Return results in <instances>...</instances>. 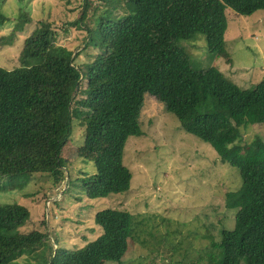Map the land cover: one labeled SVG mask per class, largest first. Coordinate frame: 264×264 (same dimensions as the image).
<instances>
[{
    "label": "trees",
    "instance_id": "16d2710c",
    "mask_svg": "<svg viewBox=\"0 0 264 264\" xmlns=\"http://www.w3.org/2000/svg\"><path fill=\"white\" fill-rule=\"evenodd\" d=\"M89 4L85 0L74 22L80 29ZM226 7L250 15L264 10V0H99L93 25L82 27L85 46L97 53L82 64L74 62L72 49L56 43L51 23L40 21L24 39L20 66L0 67V190L25 184L33 173H47L56 184L63 180L74 155L62 153L73 147L68 137L77 118L84 137L79 150L88 144L96 150L91 152L120 159L126 139L142 135L140 112L150 94L185 132L239 171L240 185L225 193V207L235 211L233 228L210 237L204 264H264V139L255 135L243 143L241 134V127L264 123V78L240 88L216 67L195 68L181 46L202 34L208 51L228 56ZM19 19L20 28L29 20ZM130 179L127 167L97 161L92 173L70 182H78L84 196L102 198L127 191ZM29 217L24 205L0 203V264L24 253L34 260L30 264L119 262L136 236L135 216L108 207L94 213L102 229L96 238L80 247L53 248L47 232L19 231Z\"/></svg>",
    "mask_w": 264,
    "mask_h": 264
},
{
    "label": "rangeland",
    "instance_id": "374dc122",
    "mask_svg": "<svg viewBox=\"0 0 264 264\" xmlns=\"http://www.w3.org/2000/svg\"><path fill=\"white\" fill-rule=\"evenodd\" d=\"M88 1L91 5L82 27L92 26L99 12L94 10L99 0ZM84 2L0 0V12L5 16L0 24V67L14 70L20 66L24 39L40 21L51 23L56 43L74 51L76 64L92 60L97 49L85 46L86 32L74 24ZM224 13L228 56L224 51L219 55L208 51L202 34L181 41V46L195 68L213 66L238 87H253L264 78V10L243 15L226 7ZM20 16L29 19L21 28ZM77 119L72 121L68 137L73 147L62 153L64 157L74 155L64 169L63 180L56 184L47 173H33L25 184L15 187L6 183L7 177L2 179L7 185L0 190V203H19L30 213L19 231L47 232L53 248L80 247L102 232L93 220L96 211L125 209L135 216L136 236L119 262L104 264H204V253L211 249L210 237L217 239L222 227L233 228L235 211L224 203L225 193L241 183L238 169L222 162L210 144L185 132L177 118L150 94L144 95L140 112L142 135L126 139L120 159L103 150L91 152L96 150L89 149L88 144L79 150L84 137ZM241 134L243 143L255 135L264 139V123L241 127ZM97 161L127 167L131 172L129 189L102 198L84 196L78 182L70 181L73 176L92 173ZM13 263L30 264L34 260L24 253Z\"/></svg>",
    "mask_w": 264,
    "mask_h": 264
}]
</instances>
